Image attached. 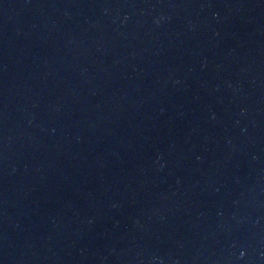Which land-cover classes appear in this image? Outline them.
Segmentation results:
<instances>
[{
  "label": "water",
  "instance_id": "obj_1",
  "mask_svg": "<svg viewBox=\"0 0 264 264\" xmlns=\"http://www.w3.org/2000/svg\"><path fill=\"white\" fill-rule=\"evenodd\" d=\"M0 264H264V0H0Z\"/></svg>",
  "mask_w": 264,
  "mask_h": 264
}]
</instances>
